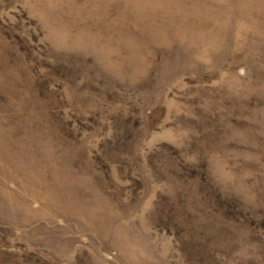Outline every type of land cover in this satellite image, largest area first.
Segmentation results:
<instances>
[{
	"label": "rangeland",
	"instance_id": "1",
	"mask_svg": "<svg viewBox=\"0 0 264 264\" xmlns=\"http://www.w3.org/2000/svg\"><path fill=\"white\" fill-rule=\"evenodd\" d=\"M0 264H264V0H0Z\"/></svg>",
	"mask_w": 264,
	"mask_h": 264
}]
</instances>
